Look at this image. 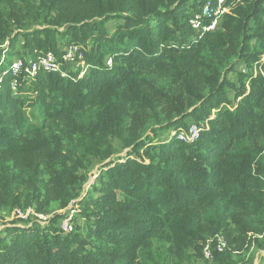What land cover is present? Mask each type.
<instances>
[{"label":"trees","instance_id":"1","mask_svg":"<svg viewBox=\"0 0 264 264\" xmlns=\"http://www.w3.org/2000/svg\"><path fill=\"white\" fill-rule=\"evenodd\" d=\"M234 1L197 40L189 21L206 0H0V71L68 46L89 66L22 74L16 97L2 80L0 214L51 217L1 225L0 264H184L217 235L227 247L212 262L237 264L234 231L264 242V0ZM189 119L208 125L196 142L161 139Z\"/></svg>","mask_w":264,"mask_h":264},{"label":"built area","instance_id":"2","mask_svg":"<svg viewBox=\"0 0 264 264\" xmlns=\"http://www.w3.org/2000/svg\"><path fill=\"white\" fill-rule=\"evenodd\" d=\"M227 0H206L201 8L200 14L194 15L189 24L195 32L197 40H201L206 34L213 33L219 28V24L225 15L229 14V7L226 6ZM107 66H110V60L106 62ZM63 66L66 69H63ZM39 72L57 73L62 78H66L69 73H77L78 78H82L89 72V66L85 63L82 54L75 46L64 47L61 50L60 55H56L52 51H48L43 54L37 60L24 61L21 58H16L10 65L9 70L0 71V85L3 78L6 75L11 76L10 91L13 97L19 95V76L25 74V79H35ZM203 124H188L187 128H180L172 132L170 137H175L178 141L185 144H192L196 142L202 132V128L207 127V123ZM69 213H75L72 210V204L69 205ZM17 218L22 220L29 216H35L42 222H48L50 216L36 215L32 210L22 213L16 210ZM74 216L68 215L66 219H63L59 225V228L63 233L69 234L73 231L72 219ZM226 242L221 235H217L211 241L206 242L203 247L202 255L204 260L208 262L213 261V252L222 253L226 249Z\"/></svg>","mask_w":264,"mask_h":264},{"label":"rangeland","instance_id":"3","mask_svg":"<svg viewBox=\"0 0 264 264\" xmlns=\"http://www.w3.org/2000/svg\"><path fill=\"white\" fill-rule=\"evenodd\" d=\"M239 3H242L241 0H235L233 3H232V7H236ZM229 14H231V9L229 7ZM227 14V15H229ZM226 16V15H225ZM224 16V17H225ZM221 26V24H220ZM114 26L112 25H108V28H109V31H111L113 29ZM220 28V27H219ZM19 43H17L18 45ZM19 46V45H18ZM17 51H19V48H16ZM18 57V56H17ZM15 57V59L17 58ZM19 58V57H18ZM264 61V56L261 57V62ZM259 65L256 63L254 66H253V70H252V75L253 77H255L259 72ZM235 69L237 70V72H239L240 74H245L247 73V70H246V66L244 63L242 62H236L235 63ZM229 79L232 81V82H235L236 81V76L235 74H232L229 76ZM246 90L247 92L249 91V86H248V83H246ZM29 93V97H32L33 94L32 92H28ZM230 97V99L232 100L233 98V95L229 94L228 95ZM238 100L234 101L235 103L237 102ZM232 110V109H231ZM25 116L27 117H34L31 119V122L32 124L36 125V126H42V121H41V118L37 115V112L35 111H32V110H27L25 111ZM212 117H213V114H212ZM188 124H194V121L192 120H187V125ZM203 126H205L206 124L205 123H202ZM208 128V125L207 127ZM172 132L173 131H169L167 134H162L161 135V139L162 140H166L167 138H169L171 135H172ZM160 140V139H159ZM114 146L117 150L116 152V155L115 157H124V153H122V151L120 150V147L118 145L117 142H114ZM99 170H100V166L99 164L97 163V161H93V164L91 165V167L85 171L83 174H89L88 176V181L84 183L83 185V189H82V194H85L90 185L93 184L94 180L96 179V177L98 176L99 174ZM83 197V196H82ZM31 210V209H30ZM71 209H69L70 211ZM16 210H14L13 212H1L0 214V226L1 225H8L11 221L15 220V219H18L16 217ZM33 211V210H32ZM65 212V209L64 210H60V211H57L56 213L57 214H64ZM76 215V213H69V215ZM51 217V216H50ZM20 219V218H19ZM22 220V219H21ZM229 224V228L230 229H234L235 230V226L233 224H231V222H228ZM9 226V225H8ZM233 237L235 238V241L238 243V245L241 247L240 249H236V244H232L231 246H229V250L231 253V257L232 259L237 263V264H244V262L246 261L247 258H253V262L252 264H264V242H260L261 239H262V236H255V235H251L249 234V237H248V240L249 242L251 243L249 246L245 243L244 239L242 237H240V235H238V232L234 231L233 233ZM212 238V237H211ZM211 238L207 239L206 242L208 240H211ZM250 238V239H249ZM255 239H259V241H257V243L255 244L254 243V240ZM263 245H262V244ZM189 255H191V257L184 263V264H214L213 262H208L206 260H204V258H194V252L192 249L189 250ZM245 264H248V261L245 262Z\"/></svg>","mask_w":264,"mask_h":264}]
</instances>
